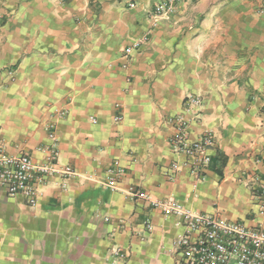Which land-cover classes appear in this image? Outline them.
<instances>
[{
	"label": "crops",
	"instance_id": "0c3cea01",
	"mask_svg": "<svg viewBox=\"0 0 264 264\" xmlns=\"http://www.w3.org/2000/svg\"><path fill=\"white\" fill-rule=\"evenodd\" d=\"M159 1L0 0V67L15 73L0 86V139L41 162L54 121L60 164L77 172L48 177L34 207L0 195V264H174L183 225L133 198V187L264 222V0H179L155 23ZM146 35L128 61L125 49ZM191 94L201 107L186 103ZM178 115L191 141L214 133L206 166L175 151L168 119ZM115 160L125 174L112 189Z\"/></svg>",
	"mask_w": 264,
	"mask_h": 264
},
{
	"label": "built area",
	"instance_id": "2783aa9c",
	"mask_svg": "<svg viewBox=\"0 0 264 264\" xmlns=\"http://www.w3.org/2000/svg\"><path fill=\"white\" fill-rule=\"evenodd\" d=\"M191 2L195 0H189ZM179 0H161L149 12L151 19L157 23L160 20L170 19L177 11ZM130 6H135L131 1ZM264 11V1L259 5L258 12ZM149 40L148 35L124 51L127 60H131L132 51ZM14 70L0 67V86L5 78L13 79ZM186 103L195 108L201 107L203 98L200 95L187 96ZM65 110H58L63 116ZM122 119L121 115L115 118ZM92 121H96L92 118ZM176 127V133L171 138L175 151L187 155L195 168L206 166L211 161L209 150L215 146V135L212 131L204 132L197 140L191 141L188 134V121L183 115L168 119ZM51 142L44 147L45 157L36 162L32 156L22 150L10 152L0 139V195L20 196L25 204L34 207L37 205L41 188L48 177L60 175L63 178L77 174L70 164H60L58 136L56 122L47 124ZM175 170L179 168L174 163ZM198 170V169H195ZM109 177L106 184L116 189L119 180L125 174V168L115 160L107 169ZM257 190L256 197L260 204L259 212L264 215V182ZM133 198L145 201L151 207L161 209L166 215L178 217L184 227V233L177 236L173 242V252L178 256L174 264H264V222L257 226H249L239 220H230L225 217L196 212L186 209L174 199H152L149 192L131 188ZM148 230L153 228L149 219L145 221ZM113 256L124 258L125 251L115 248Z\"/></svg>",
	"mask_w": 264,
	"mask_h": 264
}]
</instances>
